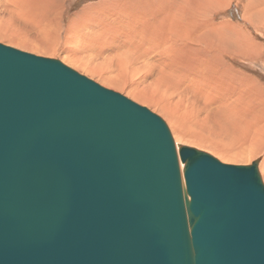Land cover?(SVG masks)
Here are the masks:
<instances>
[{"label": "water", "instance_id": "obj_1", "mask_svg": "<svg viewBox=\"0 0 264 264\" xmlns=\"http://www.w3.org/2000/svg\"><path fill=\"white\" fill-rule=\"evenodd\" d=\"M257 162L176 151L147 108L0 43V264H264Z\"/></svg>", "mask_w": 264, "mask_h": 264}, {"label": "bare ground", "instance_id": "obj_2", "mask_svg": "<svg viewBox=\"0 0 264 264\" xmlns=\"http://www.w3.org/2000/svg\"><path fill=\"white\" fill-rule=\"evenodd\" d=\"M181 1H152L156 3L152 7L151 0H133L132 5L137 7L134 13H128L131 9L123 14L118 6L110 15L98 13L102 11L101 5H89L85 14L75 13L76 17L69 19L71 25H68L70 28L65 41H81L83 48L102 57L103 61L84 62L75 53L64 55L63 60L75 62L79 69L99 82L115 86L131 98H141L143 103L153 106L167 118L179 144L209 150L228 162H246L259 153L264 154V101L257 107L260 114L248 118L249 111L252 114L254 111L251 107L247 108L243 99L239 101L241 92L234 88V73L218 58L219 53L233 51L248 59L251 40L229 23H214L210 15H200V7L195 3ZM198 1L210 3L211 0ZM260 1L256 10L264 14V0ZM14 2L16 9L20 6L23 11L36 5L37 0ZM119 4L122 6L124 3ZM55 30V26L47 28L46 25L43 32L55 35ZM0 38L28 51L52 57L59 55L57 50L41 42L25 41L15 36L12 40L3 32H0ZM201 42L215 50L214 58H204L201 51L197 52L198 48L192 47ZM231 44L235 49L229 47ZM214 59H218L219 63ZM206 72L210 75L207 76ZM236 103L240 105L242 115L237 111ZM209 116H212L211 123L207 121ZM227 121L229 126L225 124ZM213 124L220 126V131L225 128L226 132L222 135L226 139L222 142L198 132L204 127L207 133L215 132L211 130ZM262 157L259 169L264 180Z\"/></svg>", "mask_w": 264, "mask_h": 264}, {"label": "rangeland", "instance_id": "obj_3", "mask_svg": "<svg viewBox=\"0 0 264 264\" xmlns=\"http://www.w3.org/2000/svg\"><path fill=\"white\" fill-rule=\"evenodd\" d=\"M14 1L15 0H0V32H3L4 36L9 37L12 40L15 36L21 39H25V41L41 42L57 50V53L59 55L58 57H56L57 55H55V57H52L46 54H39L32 51H28L21 47H17L16 45L12 44V42L2 38H0L1 44L36 56H40V57L42 56V57L59 60L67 67L73 69L77 73L94 81L100 86L112 90L114 92H117L123 95L124 97L128 98L129 100L133 101L134 103L147 108L150 112L154 113L163 120V122L165 123L171 134L173 142L176 141L173 135L172 128L170 127L167 118L163 114H161L158 110H155L153 106H149L148 103H143V100L141 98L138 99L131 98L129 95L117 89L115 86L114 88L102 82H99L94 76H91L87 72L79 69L74 64L75 62H72L70 60L67 61L63 60L64 55L66 56L70 53H75L77 57L80 60H83L84 62L87 61L91 63V62L103 61L102 57H97L96 55L92 54L90 51L83 48L81 41L79 40H73L68 42L65 41V35L67 34V31H69L70 28V26L68 28V25H71L69 24V19L72 17H76L75 13H78L79 15L80 12V15H83L85 14L84 11L87 10L89 5H93V4L99 6L101 5L100 8L102 9V11L98 13L104 15H110L113 11H116L119 7H120L119 9H122L123 14L124 12H127L128 10L131 9L132 10L128 11V13H134V10H136L137 7L135 6V4L132 5L131 2H133V0H107L105 1V3L103 2L104 0H37L36 5L30 6L28 7V9L24 8L23 11L19 9L20 6H18L16 9L15 7L16 4ZM152 1H157V0H151V5L152 7H154L156 3ZM189 1L191 3H195V5H198L200 7L199 9L200 15L203 14L210 15L214 23L216 22L229 23L232 26V28L244 32L246 36L251 40V44H252L251 54L248 59L243 58V56L234 53L233 51L226 52V54L219 53L218 58L223 63V64L221 63L222 65L231 68L232 72L234 73L233 78L235 79L234 88L240 90L241 92V98L239 99V101L243 99L244 103L247 105V108L251 107L253 109L254 111L253 114L251 110L249 111L248 118H254L258 114H260L257 111L258 104H261L264 101V14H261V11L259 9L256 10V8L260 6L261 1L260 0H211L210 3H205V1H198L200 4L197 2V0H189ZM119 3L121 4L124 3V4L120 6ZM126 4L128 5L126 6ZM22 6L24 5L22 4ZM31 7L32 8L35 7V8H33L32 10ZM36 7L39 9H37ZM46 25L47 28L51 26L56 27L55 35H46L43 32V29ZM11 33H13V36L11 35ZM204 41L207 43V40ZM178 44L182 45L183 43L178 42ZM208 46L203 42H201L198 45L195 44L192 45V47L198 48L197 52L201 51L200 54L203 55L204 58L212 59L214 58L213 54L215 53V50L213 48L210 49L207 48ZM229 47L234 48V45L231 44ZM192 51L193 50H191V52ZM106 60L110 61L109 59ZM214 60H216L219 63L218 59H214ZM181 61L184 62V59H182ZM205 74L207 76L210 75L209 72H206ZM134 81H136V79ZM262 104H264V102ZM235 106L237 107V111L239 112L240 105L236 103ZM239 114L242 115L243 113L239 112ZM210 117L212 116H209V118L207 119L208 123H211ZM225 124L229 126V121L225 122ZM219 127L220 126H218L217 124L216 125L213 124L211 125V130L213 129L215 130V132L207 133L205 127L203 128V130H200L199 128L198 132L204 137H208L210 139L212 138L215 141L222 142L223 140L226 139V136L222 135V132H226V131L224 127L222 129L223 131H220ZM179 143L180 142L178 141L174 142L176 151H178L177 146L183 145L187 147H193L196 148L197 150L208 153L209 155H211L212 157L216 158L218 161L224 164L249 165L251 164L252 161L258 160V165H257L258 174L264 186L263 176L259 169V163L261 162L263 158L262 156H264V154L259 153L255 157L247 159L249 161L246 162L245 161L228 162L222 160L221 158H219L217 155L210 152L209 150L202 149L197 146H192L190 144L188 145L185 143H181V144ZM236 145L238 146L239 144ZM181 165L183 167V164L179 161V166ZM182 167H180L181 168L180 170H182Z\"/></svg>", "mask_w": 264, "mask_h": 264}]
</instances>
